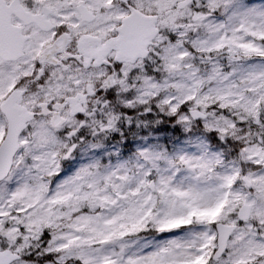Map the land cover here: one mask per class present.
I'll list each match as a JSON object with an SVG mask.
<instances>
[{"label":"snow or ice","instance_id":"1","mask_svg":"<svg viewBox=\"0 0 264 264\" xmlns=\"http://www.w3.org/2000/svg\"><path fill=\"white\" fill-rule=\"evenodd\" d=\"M0 264H264V0H0Z\"/></svg>","mask_w":264,"mask_h":264}]
</instances>
